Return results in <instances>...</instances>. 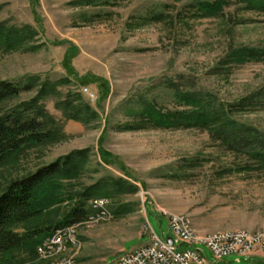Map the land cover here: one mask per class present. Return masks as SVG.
<instances>
[{"label":"rangeland","instance_id":"374dc122","mask_svg":"<svg viewBox=\"0 0 264 264\" xmlns=\"http://www.w3.org/2000/svg\"><path fill=\"white\" fill-rule=\"evenodd\" d=\"M77 1L38 0L32 6L31 0H0V23L33 27L35 42L42 45L36 52L0 51V81L24 85L33 77L42 82L69 78L71 85L62 92H80L99 115L87 127L65 120L55 100H46L66 139L29 147L0 165V195L11 183L81 150H89L90 159L72 182L75 190L105 177L126 179L118 167L105 164L101 148L122 161L138 192L108 199V217L102 221L90 219L95 215L91 208L92 214L77 224L80 245L64 257L74 255L78 264H111L150 242L148 224L159 238L168 239L170 216L189 217L200 235L264 231V170L244 168L251 162L244 153L225 148L205 130L135 129L147 102L163 112L182 110L175 89L211 93L228 106L263 90L264 59L239 63L234 55L244 49L264 51V14L248 12L235 0H224L228 5L222 14L211 18L199 17L195 4L219 0H97V6ZM71 70L88 77L78 81ZM86 88L94 102L83 94ZM36 93H23L0 114ZM234 117L264 134V108L247 107ZM72 204L55 205L21 227L52 226ZM39 246L31 253L16 250L6 260L51 264L59 259H41ZM202 248L211 260V252ZM236 259L230 255L216 264H237ZM240 264L256 261L242 258Z\"/></svg>","mask_w":264,"mask_h":264},{"label":"trees","instance_id":"16d2710c","mask_svg":"<svg viewBox=\"0 0 264 264\" xmlns=\"http://www.w3.org/2000/svg\"><path fill=\"white\" fill-rule=\"evenodd\" d=\"M96 1L79 0L76 4L97 6ZM235 1L248 12L264 14V0ZM31 3L36 6L38 0H31ZM227 5V1L219 0L214 3L199 2L195 7L199 17L211 18L222 14ZM160 17L156 16L154 19ZM37 37V31L31 26L17 28L0 23V51L36 52L42 47L35 42ZM234 58L239 63L261 61L264 59V51L244 49L236 53ZM70 61L71 55L67 53L65 67L68 70L71 67ZM70 72L78 81H84L88 77H79L72 70ZM70 85L69 78L42 82L38 77H33L24 85L0 81V110L8 102L17 100L23 93L37 90L30 100L20 102L0 114V165L29 147L57 144L66 139L62 125L46 110V100H55V108L67 121L87 127L98 122L97 110L84 100L80 92H62V88ZM173 88H176L174 84ZM175 98L182 110L163 112L154 103H145L138 113L140 124L136 125L135 129L151 127L205 130L225 148L237 154L244 153L250 163L256 165L249 163L244 168L259 167L264 170V134L234 117L235 111L247 107L263 109L264 89L237 103V106H228L207 92H181L175 89ZM89 154V150L72 152L33 175L11 183L0 195V264H14L6 259L16 250L34 252L54 229L77 226L84 222L92 214L89 204L92 199H111L138 192V188L129 181L130 174L122 161L101 148L99 154L105 164L118 167L126 179L105 177L90 187L75 190L72 182L78 180L86 171ZM65 201L73 202L71 210L54 225L45 228L21 227L40 217L49 208ZM149 213L151 212L148 210V215Z\"/></svg>","mask_w":264,"mask_h":264},{"label":"built area","instance_id":"2783aa9c","mask_svg":"<svg viewBox=\"0 0 264 264\" xmlns=\"http://www.w3.org/2000/svg\"><path fill=\"white\" fill-rule=\"evenodd\" d=\"M82 92L88 95L91 102L96 100L95 95L87 88ZM108 203L109 201L90 202L95 212L90 219L95 222L107 219ZM167 221L170 231L168 239L159 238L151 231L148 224L146 232L150 235V242L132 250L130 259H125L123 262H115L114 259L111 264H216L223 262L230 255L237 257V264H240L242 258L254 260L256 264H264V231L233 232L232 236L200 235L194 225L184 222V215L168 217ZM77 227H69V231H61V228L54 229L53 233L42 243V254L54 256L58 252H65L67 246L76 245ZM170 239L172 244L169 242ZM202 246L211 252V260L208 259ZM166 251H173V258H166ZM60 264H78V260H75L74 255H65L64 263Z\"/></svg>","mask_w":264,"mask_h":264},{"label":"bare ground","instance_id":"6f19581e","mask_svg":"<svg viewBox=\"0 0 264 264\" xmlns=\"http://www.w3.org/2000/svg\"><path fill=\"white\" fill-rule=\"evenodd\" d=\"M93 201H109V200L101 197V198H95L91 202H93ZM108 206H109V203H108ZM91 208L94 210V206H91ZM170 217H180V216H170ZM184 222L188 223V225H193L192 221L189 217L184 216ZM69 227H77V226H69ZM69 227L61 228V231H69ZM233 232H241V231H223V232H217L214 234H219L221 236H232ZM79 245H80L79 241H78V239H76V245L67 246V248H65V252H58L57 254H54V256H44V254H42V244H41L37 250V252H38L37 254H38V257H40L43 260H50V259H54V258L55 259L59 258L51 264H60V263H64V261H65L64 254L68 250L77 248ZM166 258H173V251H166ZM125 259H130V252L124 253L121 256L117 257L115 259V262H123V261H125ZM133 264H143V263H133Z\"/></svg>","mask_w":264,"mask_h":264},{"label":"water","instance_id":"95a60500","mask_svg":"<svg viewBox=\"0 0 264 264\" xmlns=\"http://www.w3.org/2000/svg\"><path fill=\"white\" fill-rule=\"evenodd\" d=\"M169 242H170V244H172V240L171 239L169 240Z\"/></svg>","mask_w":264,"mask_h":264}]
</instances>
